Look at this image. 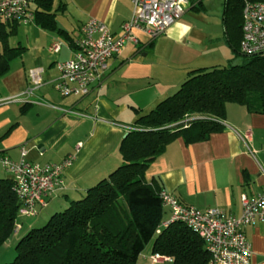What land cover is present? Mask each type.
<instances>
[{
  "label": "crops",
  "instance_id": "crops-1",
  "mask_svg": "<svg viewBox=\"0 0 264 264\" xmlns=\"http://www.w3.org/2000/svg\"><path fill=\"white\" fill-rule=\"evenodd\" d=\"M30 2L33 9L35 4ZM199 2L191 6L197 7ZM54 9L58 25L70 32L76 42L90 18L101 20L114 33L120 32L122 24L132 16L133 3L54 0ZM22 32L26 39L25 45H21L22 59L17 67L11 64L10 70L0 77V98L17 96L32 87V68L42 69L43 83L30 95L0 104V154L17 162L25 151L27 161L42 164L62 162L74 155L72 165L64 173L67 188L50 199L60 206L85 194L118 168L122 163L119 147L129 127L172 95L191 70L208 63L218 64L207 55L209 50L216 54L212 50L222 46L214 48L209 43L220 40V35L199 28L186 9L160 35L151 37L135 31L139 44L127 45L122 55L112 58L87 95L65 97L56 88L57 62L71 58L73 46L34 21L27 23ZM56 41H62L61 48L52 52L50 47ZM204 56L207 58L201 61ZM58 107L85 115L64 112ZM223 124L224 129L212 133L207 140L188 144L183 137L176 138L152 162L147 177L158 180L164 190L185 205L201 210L219 208L229 215H239L242 195L253 198L261 190L264 114L228 103ZM3 177L12 175L0 163V178ZM164 208L163 221H167L171 208ZM245 232L253 248L251 264H264V221L246 226ZM150 243V249L139 258L140 264H173V258L162 257L155 262Z\"/></svg>",
  "mask_w": 264,
  "mask_h": 264
},
{
  "label": "trees",
  "instance_id": "trees-1",
  "mask_svg": "<svg viewBox=\"0 0 264 264\" xmlns=\"http://www.w3.org/2000/svg\"><path fill=\"white\" fill-rule=\"evenodd\" d=\"M248 1L264 0L225 2V40L240 60L191 70L174 94L131 125L119 147L122 164L45 225L32 228L17 243L15 260L5 264H140L150 242L152 254L172 257L173 264H208L203 239L185 223L175 221L157 232L165 213L163 187L147 177V170L176 138L190 144L222 131L228 103L264 114V52L247 55L240 48ZM28 12L31 21L75 47L70 32L58 25L54 0H29ZM5 22L17 31L19 22ZM6 33L0 21V77L24 51L21 45L10 46ZM13 185L12 177L0 178V247L15 232L19 217L21 203Z\"/></svg>",
  "mask_w": 264,
  "mask_h": 264
},
{
  "label": "built area",
  "instance_id": "built-area-1",
  "mask_svg": "<svg viewBox=\"0 0 264 264\" xmlns=\"http://www.w3.org/2000/svg\"><path fill=\"white\" fill-rule=\"evenodd\" d=\"M133 13L122 24L121 31L114 33L101 20L90 18L82 27V37L75 42L73 56L57 62L58 78L56 88L62 96H85L94 81L99 80L108 69L109 61L122 55L129 44L138 45L140 40L135 31H142L151 37L162 34L186 11L188 0H132ZM29 0H0V21H17L27 24L31 21ZM241 52L253 55L264 52V1L246 2L243 9ZM62 41L50 47L58 52ZM42 69L29 70L33 86L23 93L0 98V104L19 100L30 95L43 83ZM64 112L85 115L72 108L58 107ZM132 128V127H129ZM81 143L78 144L80 146ZM255 153V150H251ZM74 155L62 162L36 163L27 161L25 151L22 158L14 161L0 154V163L8 170L14 181V191L21 206L19 216H36L40 208L48 204V199L59 190L66 189L64 180L66 169L72 165ZM261 170V190L253 198L242 195V211L239 215H229L219 208L201 210L185 205L167 190L160 196L164 206L171 208V217L163 221L157 230L175 221L185 223L197 233L210 254L208 264H251L252 243L245 227L264 221V168ZM17 225L15 231H19ZM172 258L153 254L152 259Z\"/></svg>",
  "mask_w": 264,
  "mask_h": 264
},
{
  "label": "rangeland",
  "instance_id": "rangeland-1",
  "mask_svg": "<svg viewBox=\"0 0 264 264\" xmlns=\"http://www.w3.org/2000/svg\"><path fill=\"white\" fill-rule=\"evenodd\" d=\"M189 1V0H188ZM192 3L189 4V2L186 5L187 12L189 11V14L191 17H193V21L195 24L200 28V27H205L211 31L215 32V36L220 35V40L216 39L214 41H210V44H213L214 48L218 45L221 44L222 46L219 47V49H213L212 53H216L214 55L211 54V51L209 50L207 57L208 59L210 58H215L214 61H217L218 64L224 65L228 62V59H230L232 62L236 63V61L240 60V57L237 59L232 53V50L230 46L226 43L224 37H225V29L223 27V18H224V11H225V2L226 0H191ZM201 1V3L199 2ZM195 2H199L197 7H192L191 5ZM4 27L6 28L7 35L6 38L8 40V44L12 47L20 46V45H25L26 40L25 37L23 36L24 27L26 24L24 23H19L17 27V31L13 33L10 31V23L3 21ZM3 47L0 44V51H2ZM229 56V57H228ZM206 56L202 57L201 61L203 59L207 58ZM22 57H17L12 60L11 64L12 67H17L18 64H20ZM220 62V63H219ZM209 65H204L205 67L211 66ZM215 64V63H214ZM213 64V65H214ZM5 75V74H4ZM188 77V76H187ZM187 77L184 79V81L187 79ZM182 81V83L184 82ZM182 83L177 87V89L174 91L176 92ZM174 94V93H173ZM122 164V163H121ZM86 195L83 194L79 197H76L75 199H80ZM57 196H51V200L55 199ZM49 199V202L51 201ZM71 198V200H75ZM46 207H42L39 210V213L36 216H19L17 219V225H20V227H23L22 230L21 228L19 231H15L12 236L0 247V264H5L8 262H12L15 260L17 256V243L19 240L27 234L32 228L36 227H41L45 225L48 220L51 218V216L57 212V211H63L66 209L70 202L63 204L62 206L58 205V203L52 201L49 203ZM168 211V208H166V212ZM151 243H149L146 246V250L150 249Z\"/></svg>",
  "mask_w": 264,
  "mask_h": 264
},
{
  "label": "water",
  "instance_id": "water-1",
  "mask_svg": "<svg viewBox=\"0 0 264 264\" xmlns=\"http://www.w3.org/2000/svg\"><path fill=\"white\" fill-rule=\"evenodd\" d=\"M128 134V132L126 133V135Z\"/></svg>",
  "mask_w": 264,
  "mask_h": 264
}]
</instances>
